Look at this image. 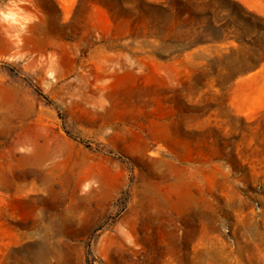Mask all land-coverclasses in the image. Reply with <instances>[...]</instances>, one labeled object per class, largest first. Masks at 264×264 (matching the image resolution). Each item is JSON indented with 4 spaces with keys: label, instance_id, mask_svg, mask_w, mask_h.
Returning <instances> with one entry per match:
<instances>
[{
    "label": "rangeland",
    "instance_id": "obj_1",
    "mask_svg": "<svg viewBox=\"0 0 264 264\" xmlns=\"http://www.w3.org/2000/svg\"><path fill=\"white\" fill-rule=\"evenodd\" d=\"M190 1L0 0V264H264V0Z\"/></svg>",
    "mask_w": 264,
    "mask_h": 264
},
{
    "label": "trees",
    "instance_id": "obj_2",
    "mask_svg": "<svg viewBox=\"0 0 264 264\" xmlns=\"http://www.w3.org/2000/svg\"><path fill=\"white\" fill-rule=\"evenodd\" d=\"M175 1V4L177 5V13L184 17V16H189L190 18H193V17H196V18H199L201 19L202 16L204 15L203 13H197L193 7V3L190 1V0H174ZM210 6V1L207 2V6ZM155 8L159 9L161 12H165V13H168L170 12L169 10V7L167 6H164V5H153ZM234 10V9H233ZM235 12V11H234ZM206 15H209L210 18L213 19V13L210 12V11H207L205 12ZM233 14V13H232ZM239 14V17H242L243 20H245V18L242 16L241 13H238ZM249 21V19H247ZM213 21V20H211ZM212 23V22H211ZM223 26H219L217 27V29H221L223 28ZM226 27V26H225Z\"/></svg>",
    "mask_w": 264,
    "mask_h": 264
}]
</instances>
